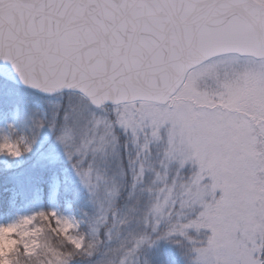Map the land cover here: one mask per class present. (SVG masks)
<instances>
[{"label":"snow or ice","instance_id":"1","mask_svg":"<svg viewBox=\"0 0 264 264\" xmlns=\"http://www.w3.org/2000/svg\"><path fill=\"white\" fill-rule=\"evenodd\" d=\"M0 264H264V0H0Z\"/></svg>","mask_w":264,"mask_h":264},{"label":"rangeland","instance_id":"2","mask_svg":"<svg viewBox=\"0 0 264 264\" xmlns=\"http://www.w3.org/2000/svg\"><path fill=\"white\" fill-rule=\"evenodd\" d=\"M37 206H40V205H37ZM43 206L47 207V206H50L48 203H45ZM33 208L32 207H25L23 209H21L22 212H29V211H32Z\"/></svg>","mask_w":264,"mask_h":264},{"label":"trees","instance_id":"3","mask_svg":"<svg viewBox=\"0 0 264 264\" xmlns=\"http://www.w3.org/2000/svg\"><path fill=\"white\" fill-rule=\"evenodd\" d=\"M50 242L55 246V244H56V239L55 238H50Z\"/></svg>","mask_w":264,"mask_h":264}]
</instances>
